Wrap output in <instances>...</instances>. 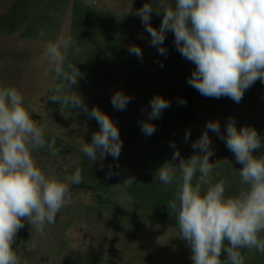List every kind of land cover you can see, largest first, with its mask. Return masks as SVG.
Segmentation results:
<instances>
[{
    "label": "rangeland",
    "instance_id": "rangeland-1",
    "mask_svg": "<svg viewBox=\"0 0 264 264\" xmlns=\"http://www.w3.org/2000/svg\"><path fill=\"white\" fill-rule=\"evenodd\" d=\"M147 2L155 0H0V85L23 93L32 118L46 125V134L55 137L59 149L56 157L40 150L33 153L34 158L46 174L62 179L79 167L83 177L55 223L45 226L44 237L24 222L14 245L21 264H192L191 250L178 236L176 213L170 214L167 207L175 185L165 190L155 176L172 159L170 143L187 159L194 151L191 143L209 120H218L225 132L230 117L238 129L253 126L264 138V84L258 80L240 103L202 96L188 84L195 65L176 50L172 32L164 41L166 56L150 45L135 14ZM161 21L162 15L153 14L150 23L158 28ZM41 30L45 40L38 35ZM60 34L74 38L80 49L78 55L70 50L67 57L83 73L77 91L89 109L98 106L120 131L119 159L107 156L103 170L80 151L84 141L91 142L92 133L99 130L97 122L78 113L66 118L61 105L45 103L54 74L43 75L47 66L40 57L45 41ZM130 45L142 49V62L129 53ZM117 90L132 97L124 111L111 104ZM156 95L171 106L152 121L156 132L146 137L139 121L147 119L150 100ZM180 99L186 104L181 106ZM186 130L191 132L188 142L184 141ZM209 136L214 148L210 162L220 161L213 182L225 179L226 195H235L242 187V165L215 133L209 131ZM128 178H133L130 185L124 183ZM241 251L245 264H264V254ZM225 255L222 252L221 259Z\"/></svg>",
    "mask_w": 264,
    "mask_h": 264
},
{
    "label": "clouds",
    "instance_id": "clouds-1",
    "mask_svg": "<svg viewBox=\"0 0 264 264\" xmlns=\"http://www.w3.org/2000/svg\"><path fill=\"white\" fill-rule=\"evenodd\" d=\"M135 14L160 55H167L164 41L168 32L173 33L176 50L195 65L188 84L202 96L227 97L240 103L245 91L258 80L264 84V0H155L154 4L144 3ZM153 14L162 15L158 28L150 23ZM38 35L45 40L43 30ZM73 49L78 55L80 49L70 36L60 34L45 41L40 57L47 66L43 75L54 74L45 103L61 105L59 110L66 118L78 113L97 122L99 130L92 133L91 142L84 141L80 151L103 170L107 156L119 159L123 141L112 118L98 106L89 109L77 91L83 73L76 63L68 62ZM128 51L142 62L138 45H130ZM131 99L117 90L111 104L124 111ZM178 103L183 106L186 101ZM170 106L160 95L151 98L147 119L139 121L143 135L150 137L156 132L152 121L161 118ZM209 131L242 165V187L235 195H226L225 179L213 182L220 161L210 162L214 148ZM190 136L186 130L184 141ZM169 146L174 149L172 159L165 161L155 176L165 190L175 185L174 198L167 207L170 214L176 213L178 236L190 248L192 264H245L242 249L264 254V151L254 155V151L264 149V138L257 130L253 126L238 129L230 117L222 132L218 120H209L201 136L191 143L194 151L189 158L181 156L174 142ZM40 150L56 157L55 137L46 134L45 124L32 118L19 89L0 85V264H21V254L14 245L24 222L44 237L45 226L55 223L71 201L73 187L83 182L79 167L62 179L46 174L33 155ZM132 182L133 178H128L124 183Z\"/></svg>",
    "mask_w": 264,
    "mask_h": 264
}]
</instances>
